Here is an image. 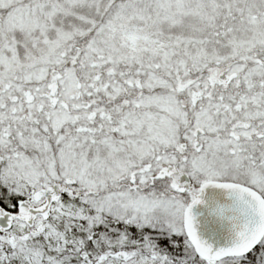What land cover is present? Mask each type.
Segmentation results:
<instances>
[{
	"label": "snow or ice",
	"instance_id": "obj_1",
	"mask_svg": "<svg viewBox=\"0 0 264 264\" xmlns=\"http://www.w3.org/2000/svg\"><path fill=\"white\" fill-rule=\"evenodd\" d=\"M0 264H264V0H0Z\"/></svg>",
	"mask_w": 264,
	"mask_h": 264
}]
</instances>
